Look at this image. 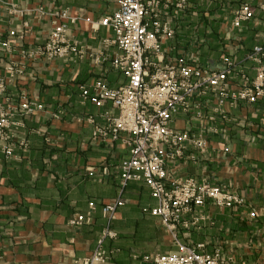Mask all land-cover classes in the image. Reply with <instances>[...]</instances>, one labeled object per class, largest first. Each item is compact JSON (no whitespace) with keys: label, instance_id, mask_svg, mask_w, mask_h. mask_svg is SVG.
Here are the masks:
<instances>
[{"label":"crops","instance_id":"1","mask_svg":"<svg viewBox=\"0 0 264 264\" xmlns=\"http://www.w3.org/2000/svg\"><path fill=\"white\" fill-rule=\"evenodd\" d=\"M120 1L0 0V35L10 43V49L0 50V75L6 84L0 108L10 119L5 138H0V264H77L93 253L106 227L102 207L119 197L125 204L112 221L116 239L104 244L110 252L106 264H150L145 255L167 254L132 248L129 238L135 231L145 239L159 235L160 219L150 214L157 201L143 182L131 181L121 191L119 166L129 156L126 136L116 141L95 138L88 121L93 117L103 124L105 112L117 111L110 102L97 107L81 96L82 87L93 90L100 78L112 89L127 83L112 67L121 51L105 44L114 34L100 25L119 9ZM161 1V21L175 31L162 41L165 64L183 58L221 69L229 57L238 73L255 75L248 55L264 45V0H186L185 10L175 7L179 0ZM243 3L251 5L253 17L236 27L234 17ZM58 11H66L69 19L55 17ZM60 22L67 24L80 54L51 61L27 58L24 52L45 43ZM12 65L22 75L12 78L7 70ZM23 97L43 109L25 114L20 110ZM191 102L190 111L175 115L172 127L203 135L207 148L189 147L168 164L169 176L223 187L245 200L244 207L220 208L208 202L185 212L182 219L198 222L178 227L175 236L196 245L204 244L192 240L207 232L212 219H224L226 233L244 222L264 225V95L254 104L220 107L212 94ZM7 147L12 148L10 155ZM77 215L91 222L70 226ZM136 225L144 230L133 229Z\"/></svg>","mask_w":264,"mask_h":264},{"label":"built area","instance_id":"2","mask_svg":"<svg viewBox=\"0 0 264 264\" xmlns=\"http://www.w3.org/2000/svg\"><path fill=\"white\" fill-rule=\"evenodd\" d=\"M186 2L179 0L175 7L185 10ZM161 4V0H121L115 13L101 19L100 25L109 27L114 34L113 39L105 41L106 46L114 44L121 51L112 60V67L125 76L127 83L112 89L100 78L95 81L93 90L82 87L81 96L84 103L90 102L97 107L110 102L117 111L116 114L105 112L103 124L88 117L89 123L94 125L93 136L113 141L121 139L122 134L126 136L123 141L129 156L119 166L121 191L131 181L143 182L157 201L150 214L158 217L162 226L177 239L178 227L188 228L198 222V219L192 223L182 219L190 209L204 207L208 202L220 208L244 207L245 200L223 187L199 183L192 178L174 180L169 176L168 164L179 160L189 147L199 151L207 148L203 135L173 128L174 117L179 112L190 111L191 101L196 96L212 94L220 107L226 103H256L264 95V45L254 47L248 55L255 64L253 77L238 73L229 57L223 59L221 69L205 68L183 58L174 64H165L162 41L174 37L175 31L169 23L161 21ZM55 17L69 19L66 11L56 12ZM252 17L251 5L243 3L235 14L233 25L238 27ZM10 36H16L15 32H10ZM2 48L10 49V43L0 35V50ZM69 54H80V46L69 39L68 26L63 22L55 24L45 43L24 52L27 58L46 61ZM7 70L12 78L23 73L14 65ZM5 92L6 84L0 75V95ZM42 109L41 104L23 97L20 110L25 114ZM9 125L8 113L0 108V138H5ZM5 152L10 155L12 148L7 147ZM124 204L125 200L119 197L102 207L106 227L93 253L78 260L77 264L108 262L110 252L104 244L116 239L112 221ZM89 206L95 209V203ZM90 222L88 216L77 215L69 220V225L79 227ZM177 243L178 251L145 255L144 261L150 264H222L224 261L219 249L207 252L204 244Z\"/></svg>","mask_w":264,"mask_h":264},{"label":"rangeland","instance_id":"3","mask_svg":"<svg viewBox=\"0 0 264 264\" xmlns=\"http://www.w3.org/2000/svg\"><path fill=\"white\" fill-rule=\"evenodd\" d=\"M224 219H212L214 222L207 227V232L202 233L200 238L192 240L194 243H204L208 252L219 249L222 264H263L264 263V225L262 223H240L238 226L222 228ZM133 229L144 230L140 225ZM135 231V230H134ZM158 236L155 238H141L140 233L129 238L134 250L157 251L160 253L176 252L179 250V242L162 226L159 225ZM182 231V230H181ZM203 232V231H202ZM192 242V243H193ZM190 245L186 240L180 242ZM143 250V251H144ZM152 253V252H151Z\"/></svg>","mask_w":264,"mask_h":264}]
</instances>
